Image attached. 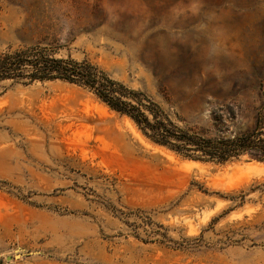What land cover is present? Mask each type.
<instances>
[{
	"label": "rangeland",
	"instance_id": "rangeland-1",
	"mask_svg": "<svg viewBox=\"0 0 264 264\" xmlns=\"http://www.w3.org/2000/svg\"><path fill=\"white\" fill-rule=\"evenodd\" d=\"M36 45L205 137L264 108V0H0V56ZM263 183L264 161L185 160L78 86L0 82V264H264Z\"/></svg>",
	"mask_w": 264,
	"mask_h": 264
},
{
	"label": "trees",
	"instance_id": "trees-1",
	"mask_svg": "<svg viewBox=\"0 0 264 264\" xmlns=\"http://www.w3.org/2000/svg\"><path fill=\"white\" fill-rule=\"evenodd\" d=\"M6 80L24 85L62 81L85 89L111 111L129 119L149 142L188 161L225 165L244 156L264 161V108L251 131L205 137L175 125L147 95L127 88L96 66L55 58L39 45L0 56V82ZM257 189L264 193V183Z\"/></svg>",
	"mask_w": 264,
	"mask_h": 264
}]
</instances>
